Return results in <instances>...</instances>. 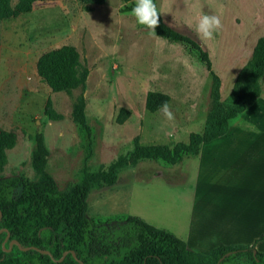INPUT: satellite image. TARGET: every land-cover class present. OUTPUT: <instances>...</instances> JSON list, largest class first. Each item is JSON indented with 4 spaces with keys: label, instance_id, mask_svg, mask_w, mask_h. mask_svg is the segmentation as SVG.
Wrapping results in <instances>:
<instances>
[{
    "label": "rangeland",
    "instance_id": "obj_1",
    "mask_svg": "<svg viewBox=\"0 0 264 264\" xmlns=\"http://www.w3.org/2000/svg\"><path fill=\"white\" fill-rule=\"evenodd\" d=\"M18 0H10L15 5ZM160 17L177 31L195 37L208 52L211 71L219 78V100L225 105L242 91L253 47L264 35V0H154ZM136 0H105L85 11L78 0L36 2L32 9L0 21V129L13 131L15 143L5 151L0 176L38 179L48 172L59 189L80 181L84 170L94 171L127 153L133 137L142 144L186 141L200 132L211 107V72L196 49L150 33L131 13ZM202 14L221 18L213 39L196 30ZM73 45L87 66L84 85L52 91L37 74L35 62L44 51ZM261 79V78H260ZM169 95L172 113L145 108V94ZM84 98L88 130L71 117L77 97ZM49 97L62 117L44 114ZM129 115L115 121L121 108ZM256 111L263 110L260 105ZM245 111L242 115H245ZM258 117V115H257ZM250 133L264 142V119ZM39 132L47 155L33 162L34 134ZM264 167V165H263ZM201 163L182 156L175 163L159 158L139 159L118 170L113 183H95L87 194V218L106 221L137 215L164 227L188 211L192 192L201 190ZM245 177L240 179L242 189ZM20 188L11 192L16 195Z\"/></svg>",
    "mask_w": 264,
    "mask_h": 264
},
{
    "label": "trees",
    "instance_id": "obj_2",
    "mask_svg": "<svg viewBox=\"0 0 264 264\" xmlns=\"http://www.w3.org/2000/svg\"><path fill=\"white\" fill-rule=\"evenodd\" d=\"M39 1L0 0V21L7 17L28 12ZM85 11L93 4L105 0H78ZM155 34L173 41H181L197 50L205 68L211 72V107L202 131H190L186 141H176L171 146L162 143L142 144L139 135L133 137L132 148L118 155L106 168L84 170L80 181L66 189H59L48 172L38 179L25 180L17 176H0V264H264V252L254 245L220 244L202 253L190 249L185 242L168 230L153 226L136 215L123 218L94 221L86 216L87 194L95 183L111 184L119 169L134 165L139 159L159 158L175 163L181 157L197 154L200 144L223 135L227 120L253 102L260 93L259 80L264 73V35L255 43L249 66L242 81V91L232 102L223 105L219 100V78L211 71L208 52L198 40L167 25L160 17ZM37 74L52 91H65L83 86L88 74L87 66L73 45H62L42 52L36 59ZM169 95L157 90L145 94V108L153 112ZM44 114L50 120L62 115L45 99ZM129 115L121 107L115 117L122 123ZM71 117L80 127L88 130L84 112V98L79 95L73 104ZM13 131L0 129V166L5 162V151L15 143ZM47 149L39 132L34 134L33 162L45 163ZM20 190L12 194L14 188ZM8 233L7 237L6 234ZM6 237V238H5ZM15 239L21 249L10 240ZM41 250H47L43 252ZM67 252L60 259L62 252ZM73 251V254L69 252Z\"/></svg>",
    "mask_w": 264,
    "mask_h": 264
},
{
    "label": "crops",
    "instance_id": "obj_3",
    "mask_svg": "<svg viewBox=\"0 0 264 264\" xmlns=\"http://www.w3.org/2000/svg\"><path fill=\"white\" fill-rule=\"evenodd\" d=\"M259 83L258 97L227 120L226 132L201 143L197 154L189 155L200 160L202 188L192 192L183 219L159 227L195 251L242 244L264 252V142L249 135L259 130L257 118L264 119V73ZM258 105L263 110L256 111Z\"/></svg>",
    "mask_w": 264,
    "mask_h": 264
},
{
    "label": "clouds",
    "instance_id": "obj_4",
    "mask_svg": "<svg viewBox=\"0 0 264 264\" xmlns=\"http://www.w3.org/2000/svg\"><path fill=\"white\" fill-rule=\"evenodd\" d=\"M131 13L137 24L144 26L150 33H155V27L159 23L158 15L161 13L154 0H136L131 8ZM222 28L221 18L216 15L202 14L196 25V30L205 39H213L214 34ZM161 111L168 118L172 113L169 111L167 102L160 106Z\"/></svg>",
    "mask_w": 264,
    "mask_h": 264
},
{
    "label": "water",
    "instance_id": "obj_5",
    "mask_svg": "<svg viewBox=\"0 0 264 264\" xmlns=\"http://www.w3.org/2000/svg\"><path fill=\"white\" fill-rule=\"evenodd\" d=\"M7 235H8V233L6 234V237H7ZM6 237H5V238H6ZM12 243L18 245V247L21 248V249H25V248H27V247H25V246H20L19 243H18L15 239L10 240L9 244H12ZM41 251H43V252H47V250H41ZM66 252H67V250H65V251L62 252V255H61L60 259L63 257V255H64ZM69 252L73 254V251H72V250H69ZM227 254H229V251H227V252H225L223 255H221V256L217 259L216 264H218V262H219L224 256H226Z\"/></svg>",
    "mask_w": 264,
    "mask_h": 264
}]
</instances>
